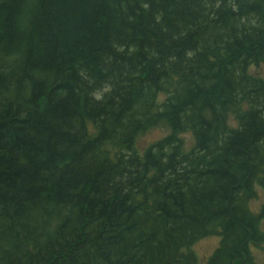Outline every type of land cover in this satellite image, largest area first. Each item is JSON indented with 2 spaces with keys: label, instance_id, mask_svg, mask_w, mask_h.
Instances as JSON below:
<instances>
[{
  "label": "trees",
  "instance_id": "16d2710c",
  "mask_svg": "<svg viewBox=\"0 0 264 264\" xmlns=\"http://www.w3.org/2000/svg\"><path fill=\"white\" fill-rule=\"evenodd\" d=\"M256 186L264 0H0V264L250 263Z\"/></svg>",
  "mask_w": 264,
  "mask_h": 264
},
{
  "label": "rangeland",
  "instance_id": "374dc122",
  "mask_svg": "<svg viewBox=\"0 0 264 264\" xmlns=\"http://www.w3.org/2000/svg\"><path fill=\"white\" fill-rule=\"evenodd\" d=\"M166 131V132H165ZM167 133V130L159 128L154 129L149 134H146V136L143 138V141L140 142V146H144L148 143H151L153 141H156L157 139L161 138L163 135ZM183 140V147L187 148L190 147L192 144V138L189 134L185 133L182 136ZM260 186H256L255 189ZM264 204V189L258 188L257 189V198L252 201L250 207L251 210L254 213H258L260 211L261 205ZM259 230L261 233L262 239L258 241V243L251 244L250 252L255 259L256 263L258 264H264V216L258 220ZM212 239H204L200 240L192 247V250L197 256V259L199 261V264H203L206 260V258L209 256V253H211L215 247L218 245L217 237H211Z\"/></svg>",
  "mask_w": 264,
  "mask_h": 264
},
{
  "label": "bare ground",
  "instance_id": "6f19581e",
  "mask_svg": "<svg viewBox=\"0 0 264 264\" xmlns=\"http://www.w3.org/2000/svg\"><path fill=\"white\" fill-rule=\"evenodd\" d=\"M95 97H96V98H99L100 95H95ZM160 128H161V127H160ZM163 129H164V128H163ZM153 130H154V129H153ZM150 132H152V130H150L149 132H146V133H144V134H143V133L140 134L139 138L141 137V140L138 142V145L140 144L141 141H143V138L146 136V134H149ZM165 132H166V131H165ZM139 138H138V139H139ZM258 188H262V187H257V188H256V193H257V189H258ZM262 189H264V188H262ZM256 198H257V196H256ZM256 198H255V199H256ZM255 199H253V200H255ZM253 200H252V201H253ZM252 201H251V203H252ZM251 203H250V205H251ZM263 205H264V204L261 205V208H262ZM261 208H260V211H259L258 213H254V212L251 210V207L249 208L250 211L253 212V213L258 217V220H260V218H261L262 216H264V213L261 215V210H262ZM259 226H260V225L258 224V221H257V226H256V227L253 226L254 228H257V230H258V234H259L258 239L256 238L257 240H252V241H249V242H248V240H247L246 245L244 244L246 247L243 246V247H245V248H243V249H246L247 252H249L250 254H251V252H250V248H249V246L251 247V244H253V243H258V241H259L260 239H262V237H261V233H260V230H259ZM216 230H218V228H217ZM216 230H214L215 233H216ZM219 231H220V230H219ZM254 231H255V230H254ZM210 232L212 233V231H210ZM210 232H209V233H210ZM251 232H252V231H251ZM255 232L257 233V231H255ZM213 233H214V232H213ZM220 234H221V233H220ZM218 235H219V233H218ZM218 235L216 236V237L218 238V239H217V241H218V245H217V247L220 245V241H222V240H220V238L218 237ZM249 235H251V234H249ZM249 235H248V237H249ZM252 235H253V233H252ZM213 236H214V235H211V234L205 233L204 235L201 236L200 239H198V240H193V241L191 242L190 248H188V250L191 251L193 254H195L194 251L192 250V247H193L194 245H196V243H197L198 241H200V240L202 241V240H204V239L208 240L209 238L212 239L211 237H213ZM257 236H258V235H257ZM252 238H253V237H252ZM204 241H205V240H204ZM221 243H222V242H221ZM240 244H241V242H240ZM235 246H236V245H235ZM229 247H231V246H225V245L223 244V249H227V248L229 249ZM219 248H220V247H219ZM219 248H218V249H219ZM243 249H242V250H243ZM221 250H222V249H221ZM244 251H245V250H244ZM245 253H246V251H245ZM249 253H248V255H249ZM241 254H242V253H241ZM246 255H247V254H246ZM249 257H250V256H249ZM245 258L247 259V257H245ZM206 259H207V258H206ZM248 259H249V258H248ZM205 261H206V260H205ZM240 261H241V260H240ZM240 261H239V264L241 263ZM237 262H238V261H237ZM237 262H236V263H237ZM196 264H199V261H198L197 258H196ZM203 264H204V263H203ZM244 264H258V263H256L255 260H254L253 262H252V260H251L250 263H249V261H248V263H247V262L245 263V261H244Z\"/></svg>",
  "mask_w": 264,
  "mask_h": 264
}]
</instances>
